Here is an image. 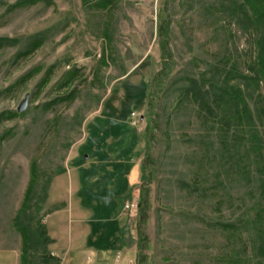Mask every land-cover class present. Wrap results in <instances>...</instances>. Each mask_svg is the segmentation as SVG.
<instances>
[{
	"label": "rangeland",
	"instance_id": "374dc122",
	"mask_svg": "<svg viewBox=\"0 0 264 264\" xmlns=\"http://www.w3.org/2000/svg\"><path fill=\"white\" fill-rule=\"evenodd\" d=\"M249 7L0 0V254L20 256L14 220L29 185L25 221L45 227L51 181L75 165L91 175L87 192L110 193L107 172L116 179L105 214L91 209L95 222L118 217L103 223L108 238L125 228L123 264H264V17L257 22ZM161 22L171 58L154 84L163 70ZM224 89L240 94L249 128ZM135 168L139 181L127 190ZM143 178L149 209L138 252ZM30 255L29 264L41 263L40 249Z\"/></svg>",
	"mask_w": 264,
	"mask_h": 264
},
{
	"label": "crops",
	"instance_id": "0c3cea01",
	"mask_svg": "<svg viewBox=\"0 0 264 264\" xmlns=\"http://www.w3.org/2000/svg\"><path fill=\"white\" fill-rule=\"evenodd\" d=\"M115 165V163H110L108 167L111 168ZM107 173L108 177L110 176L109 178L106 176L107 181L113 190L116 179L110 180L112 176L109 172ZM139 175L138 168L131 170L126 178L127 190L136 186ZM90 176L85 169H80L74 165L65 169L62 174L55 176L51 181L48 201L53 207L59 206L45 217V228L52 241V255L60 260V264H123L125 261L128 263L129 260L121 258L122 253L125 255L124 249L121 250L125 239L123 233L125 228L119 229L121 235L117 234V238L112 239L105 234L107 225L106 227L103 225L107 221L108 223L118 221V217L104 221L102 217L100 218L101 222H95L92 219L94 210L91 209V205L102 206L103 211L100 212L105 214L104 199L109 198L104 195L102 197L103 202L98 204L96 199L103 194L94 193L91 190L87 192L86 184L91 182ZM84 187L83 191L82 188ZM115 195L113 198L116 197ZM85 197L95 200L87 203ZM109 202L111 200H107V205H110ZM1 261L6 264H19V253L17 251L3 252L0 254V264H2Z\"/></svg>",
	"mask_w": 264,
	"mask_h": 264
},
{
	"label": "trees",
	"instance_id": "16d2710c",
	"mask_svg": "<svg viewBox=\"0 0 264 264\" xmlns=\"http://www.w3.org/2000/svg\"><path fill=\"white\" fill-rule=\"evenodd\" d=\"M86 2V0H83ZM244 3H246V6L251 8V12L257 13V22L262 23V17H264V0H255L256 6L254 9L253 6L249 5L248 0H243ZM158 38H159V47L161 50L162 55V64H163V70L156 74V77L154 78V84H159L165 77H166V67L167 63L166 61H169L171 58L169 49H168V38H167V28L166 24L164 22H161V24L158 27ZM261 57L258 60L259 70L257 71V74L260 79L264 80V46L261 48ZM223 95H225L228 98V101L233 105L234 111L236 112V116L238 117L239 124L245 123V126L249 128L250 122L252 121L251 114L248 111V109L245 106V103L241 101L240 94L235 90L232 92H228L226 89L223 90ZM149 96L153 98L154 91L152 89V85L149 84ZM239 104V105H238ZM242 105V106H241ZM201 106L204 108H207L209 111V107L205 105L204 103H201ZM155 129L153 126L148 127V141L153 142L154 136L152 131ZM121 138V137H120ZM129 149V148H128ZM148 179L145 180V178L142 179V187L139 191V203H138V223L136 225V233H137V250L138 252H141L144 248V239L145 237L142 234V226L147 222L148 216L147 211L149 209L148 205ZM32 185H29V188L27 190L26 198L16 215V218L14 220V226L15 229L19 232L22 240V248L20 251L19 256V264H29L30 263V253L31 252H37L40 249L41 253V263L40 264H59V259H56L55 257H51V255L47 251L48 245L51 244V240L48 237V234L46 232V228L43 225H40L39 222L36 223L35 229H33L28 223H26L25 219L27 218L28 211L30 210V205L28 204L29 200V192L31 190ZM114 193V189L110 191L112 194ZM109 192H103L106 197ZM115 194V193H114ZM103 197V196H102ZM102 197L97 198L98 204H100L102 201ZM112 199V198H111ZM107 203V200L104 199V204ZM110 203V202H109ZM102 205V204H101ZM112 205V200H111ZM59 206L53 207L52 210L57 209ZM103 215V214H100Z\"/></svg>",
	"mask_w": 264,
	"mask_h": 264
},
{
	"label": "built area",
	"instance_id": "2783aa9c",
	"mask_svg": "<svg viewBox=\"0 0 264 264\" xmlns=\"http://www.w3.org/2000/svg\"><path fill=\"white\" fill-rule=\"evenodd\" d=\"M126 209H127V206H126Z\"/></svg>",
	"mask_w": 264,
	"mask_h": 264
}]
</instances>
